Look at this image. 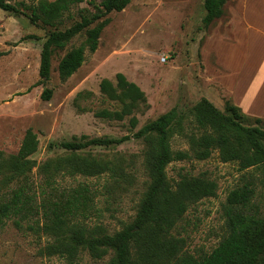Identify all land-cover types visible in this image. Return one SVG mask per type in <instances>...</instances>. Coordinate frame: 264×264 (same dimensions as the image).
I'll return each mask as SVG.
<instances>
[{"label":"rangeland","instance_id":"1","mask_svg":"<svg viewBox=\"0 0 264 264\" xmlns=\"http://www.w3.org/2000/svg\"><path fill=\"white\" fill-rule=\"evenodd\" d=\"M21 1L36 3L38 0H11L12 3ZM236 1L228 0L223 15L205 28L201 21L205 11L203 0H130L122 10L107 15L109 22L100 34L96 50L89 52L86 48L82 65L64 81L58 76V61L67 50L84 43L85 32L75 35L63 49L56 50L51 56L50 77L44 84L37 83L40 50L53 27L32 24L24 14L14 15L0 9V150L15 153L26 129L31 128L39 141L31 157L39 163L65 153L55 144L59 141L81 134L89 137L132 135L175 105L188 109L206 98L225 112L230 96L213 80L212 71H206L207 65L217 66L215 56L213 52H204V57L201 54L212 28L220 27L229 36V41L212 39L210 43L215 45L223 62L234 63L237 54L239 57L246 54L253 60L257 57V63L258 57L264 60V0H253L259 6L251 12L252 24L259 26L246 31L245 27L237 31L228 25L224 27ZM99 2L83 0L73 5L71 14L60 27L69 26L80 18V12L93 10L92 3ZM117 72H122L144 91L146 104H140L121 120L96 116L99 110L121 107L119 101L107 98L99 90V81L108 78L115 82ZM240 86L251 99L260 95L255 103L264 111V71L250 68L242 76ZM44 88L51 90L48 100L40 97ZM255 90L261 94L254 93ZM132 116L137 119L134 126L130 124ZM189 118L172 135L173 149H188L184 133L201 131ZM249 125L264 127L254 121ZM143 149L144 142L134 137L115 146L87 147L80 153L114 160L116 173L55 176L57 187L72 188L82 183L94 192L91 210L78 220L85 227H100L112 233L132 221L148 183L142 164ZM252 172L253 177L245 169H239L235 161H221L216 150L206 159L172 161L166 166L170 179L188 173L203 175L217 185L216 194L192 204L172 230L175 237L184 239L188 252L206 254L226 235L223 204L230 190L253 183L256 194L252 202L264 210V185L259 180L264 175L257 168ZM30 175L35 185L44 183L37 167L32 168ZM26 224L22 221L23 227L18 228L10 218L0 225V264H105L109 258L106 255L95 259L86 250L79 251L72 260L43 254L40 248L46 236L30 230Z\"/></svg>","mask_w":264,"mask_h":264},{"label":"trees","instance_id":"2","mask_svg":"<svg viewBox=\"0 0 264 264\" xmlns=\"http://www.w3.org/2000/svg\"><path fill=\"white\" fill-rule=\"evenodd\" d=\"M83 0H38L36 3H12L0 0V9L14 15L24 14L32 24L53 27L46 35L40 50L37 83L50 77L51 56L77 34L85 32L84 43L67 50L57 64L60 80L69 78L82 65L85 49L94 52L107 15L122 10L130 0H100L93 10L80 12L79 19L61 28L71 7ZM228 0H203V27L208 28L224 13ZM33 37V35H29ZM99 90L107 98L120 102V109H102L96 116L121 120L140 104H146L144 91L126 79L122 72L115 74V82L108 78L99 81ZM40 97L48 100L51 90L44 88ZM190 117V118H189ZM190 119L201 131L184 133L188 149H173L170 139L176 130ZM136 117L130 118L132 126ZM250 121L264 124V119L249 117L231 101L225 112L206 98L192 107L175 105L143 124L132 135L120 137L72 136L55 143L64 149L63 155L37 162L38 137L27 128L15 153L0 150V225L6 219L21 228L46 236L40 251L72 260L79 251L86 250L95 259L109 255L105 264H264V210L252 202L255 188L251 182L229 191L223 204L227 233L208 253L193 255L184 248V239L175 237L172 230L186 210L202 198L216 194V183L203 175L180 173L170 179L166 166L172 161L190 158L206 159L216 150L223 162L235 161L239 169L249 172L257 168L264 175V127L249 125ZM131 137L144 142L142 164L148 183L132 221L120 230L108 233L100 227L88 229L78 220L91 210L93 194L85 184L72 188L57 187L55 176H98L116 173V162L80 153L87 147H110ZM37 167L44 183L35 185L32 168ZM264 185V177L259 178ZM36 216L35 219H31Z\"/></svg>","mask_w":264,"mask_h":264},{"label":"crops","instance_id":"3","mask_svg":"<svg viewBox=\"0 0 264 264\" xmlns=\"http://www.w3.org/2000/svg\"><path fill=\"white\" fill-rule=\"evenodd\" d=\"M254 3L256 2H254L253 0H237L233 6L232 15L230 16L229 20L226 22L227 24L224 27L228 25L229 27H231V30L233 28L235 30L236 28V31L239 27H245V31L252 27H255L256 29L259 25L252 24L254 17H252L251 14L253 13V10L257 9V6L259 5H255ZM228 37L227 35L225 36L224 33H222L220 27L218 29L212 28L211 35L207 37L206 41L203 44V48H201V54L204 57L206 52H213L217 66L212 68L207 65L208 69H206V71H212L213 80H215V82H217L227 91L230 96V101L234 105L238 106L245 115L264 119V111H262L261 106L259 107V105H257L258 103H255L256 99L260 98V95L259 97L254 95V98L251 99V97H249L246 92H243V89L240 86L242 76H244L246 74V71H249L250 68L257 67V71L258 69L264 71L263 57H258L260 59V62L257 63V57L253 60L250 56L247 57L245 54V59L244 56L239 57L237 54L236 59L234 58V63H230L229 65L227 62H223L221 60L220 54H217V51L215 50V45L211 46L210 43L212 39L229 41ZM238 40L240 39L236 38V41ZM255 92L260 93L261 91L255 90L254 93ZM248 101L252 102V104H249Z\"/></svg>","mask_w":264,"mask_h":264},{"label":"built area","instance_id":"4","mask_svg":"<svg viewBox=\"0 0 264 264\" xmlns=\"http://www.w3.org/2000/svg\"><path fill=\"white\" fill-rule=\"evenodd\" d=\"M162 60H165V57L164 56L162 57Z\"/></svg>","mask_w":264,"mask_h":264}]
</instances>
